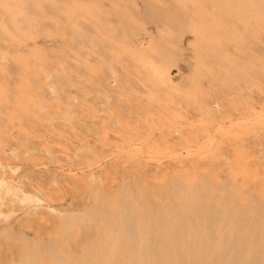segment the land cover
Returning <instances> with one entry per match:
<instances>
[{
	"label": "rangeland",
	"instance_id": "rangeland-1",
	"mask_svg": "<svg viewBox=\"0 0 264 264\" xmlns=\"http://www.w3.org/2000/svg\"><path fill=\"white\" fill-rule=\"evenodd\" d=\"M198 185L264 264V0H0V264H184Z\"/></svg>",
	"mask_w": 264,
	"mask_h": 264
},
{
	"label": "bare ground",
	"instance_id": "bare-ground-1",
	"mask_svg": "<svg viewBox=\"0 0 264 264\" xmlns=\"http://www.w3.org/2000/svg\"><path fill=\"white\" fill-rule=\"evenodd\" d=\"M200 185H198L197 186V188H194L195 190L196 189H198L197 191H194L193 193L195 194V195H193L192 197H191V195L189 196L190 198H192L197 204H195V208L190 212V213H188V212H186V211H184V212H182L184 215H183V217L182 218H188V219H186V222L188 221V220H190V221H188L187 223H188V225H186L187 227H188V229H190V231L186 228V232H187V230L189 231V235H190V233H192L191 234V236H192V241H190V242H188L187 243V249H191L192 250V252H191V250L189 251H187L188 252V255H189V253H190V255L187 257V254L185 255L183 252V254H184V256H186L184 259H183V257H182V260H180L181 262H183L184 264H217V263H219V264H240L241 263V260L243 259V257H241V255L243 254V253H245V252H248V254H249V252H255V246L254 247H251V246H253V245H251V240H250V245L251 246H246V245H243L242 246V244H244L246 241L244 240V238H239V237H244V236H248V235H252V236H255V230H257V229H255V228H257L255 225H253V224H255V223H253V224H243L242 223V221H243V217L244 216H246L245 214H246V211L243 209V210H241L240 212H236V209H235V207H227V205H226V208H225V211L224 212H221V210L218 208L217 209V207H215L216 206V204H213L212 203V201H211V195L209 196L207 193L209 192V189H207V188H205L204 187V191H203V193L202 192H200L199 190L201 189H199L198 187H199ZM202 190H203V186H202ZM193 191V190H192ZM210 192H211V190H210ZM201 193V196H202V204L203 205H200V203H199V198H200V194ZM210 194H213V192H211ZM216 195H214L213 194V197H215ZM209 197H210V199H209ZM216 198H217V196H216ZM225 198V197H224ZM192 199H190V200H192ZM226 200H229V198H225ZM216 200V199H215ZM225 201V200H224ZM216 203V202H215ZM183 205V204H182ZM219 205V204H218ZM222 205V204H221ZM186 206V205H185ZM190 206H192L191 205V203H190V205H189V208H190ZM228 206H229V204H228ZM258 206V205H257ZM245 207H246V205H245ZM255 207V206H254ZM222 208V207H221ZM185 209H187V206H186V208ZM257 209H258V207H257ZM127 210V209H126ZM261 210V209H260ZM123 211V210H122ZM121 211V212H122ZM155 211V210H154ZM153 210H152V212H154ZM187 211H189L188 209H187ZM254 211H255V209H254ZM129 212V211H128ZM127 212V213H128ZM132 212V211H131ZM149 212V211H148ZM147 212V213H148ZM175 212V211H174ZM173 212V213H174ZM248 212V211H247ZM256 212H257V210H256ZM122 213H124V211L122 212ZM150 213H151V211H150ZM150 213H148V215L150 214ZM171 213H172V211H171ZM181 213V212H180ZM181 213V214H182ZM130 214H133V212L132 213H130ZM152 214V213H151ZM150 214V215H151ZM162 213H160V217L161 218H163L162 217V215H161ZM178 215H179V213H177ZM180 214V215H181ZM128 215V217H131V216H133V215H129V214H127ZM178 215H177V218H178ZM179 215V217L181 218V216ZM244 215V216H243ZM257 215H258V212H257ZM119 216H121V215H118V217ZM124 215L122 214V217H123ZM167 216V215H166ZM172 217H170V219L171 218H173V216H174V214L173 215H171ZM256 216V215H255ZM254 216V217H255ZM121 217V218H122ZM148 217H151V216H148ZM249 217V216H248ZM178 219V224H179V220H182V222L185 220H183L182 218L181 219ZM124 219H125V217H124ZM127 220L126 221H129L130 219L129 218H126ZM129 219V220H128ZM163 219H166V218H163ZM167 219H168V217H167ZM167 219H166V221H167ZM257 219H259V218H257ZM255 220H256V218H255ZM254 220V221H255ZM260 220V219H259ZM259 220H258V222H259ZM171 221H172V219H171ZM257 221V220H256ZM159 222V221H158ZM170 222V221H169ZM182 222H181V224H179L178 225V228H177V230H180L181 229V231H183L182 230V228H183V225H182ZM189 222H191V223H189ZM257 222V223H258ZM131 223L133 224V222H130L129 221V224L131 225ZM157 223V222H156ZM175 223V222H174ZM176 223H177V221H176ZM175 223V224H176ZM222 225H221V224ZM126 225H125V227H127V222L125 223ZM174 224V225H175ZM153 225V224H152ZM166 225H168V224H166ZM258 225V224H257ZM132 227H133V225H131ZM154 226V225H153ZM161 226V225H160ZM176 226V225H175ZM130 227V226H129ZM129 227H127L128 228V230L131 228H129ZM180 227V228H179ZM198 227H200V228H198ZM229 227H230V231H226V233H227V235H225V236H223V234H222V232H224L225 230H229ZM176 228H174V229H176ZM132 229V228H131ZM130 229V230H131ZM185 229V228H184ZM127 230V231H128ZM165 230V229H164ZM168 230V229H167ZM133 231V229L131 230V232ZM185 231V230H184ZM154 233H155V230L153 231ZM172 232H173V229H172ZM171 232V233H172ZM180 232V231H179ZM178 232V233H179ZM257 232H258V230H257ZM173 233H175V232H173ZM173 233H172V235H173ZM165 234V233H164ZM180 234H182V233H180ZM184 234V233H183ZM263 234V233H262ZM154 235V234H153ZM179 235V234H178ZM187 235H188V233H187ZM186 235V236H187ZM259 235V234H258ZM176 236V235H175ZM183 236V235H182ZM185 236V235H184ZM264 235H262V237H263ZM165 237V236H164ZM173 237V236H172ZM172 237H170V238H172ZM180 238H181V236H180ZM153 239V238H152ZM185 239H187L188 240V238H185ZM222 239H224V240H226V242H222ZM251 239H253V238H251ZM264 239V238H263ZM174 241V238L173 239H171V241ZM254 240V239H253ZM170 241V240H169ZM168 241V242H169ZM220 242H222V244H220ZM175 243V242H174ZM227 245H226V244ZM164 244V243H163ZM182 244H184L185 245V243H182ZM220 244V245H219ZM223 244H225V245H223ZM171 245V244H170ZM260 245V244H259ZM263 245V244H262ZM174 246H177V245H172V247H174ZM182 246V245H181ZM180 246V247H181ZM164 247V246H163ZM162 247V248H163ZM170 247V246H169ZM178 247V246H177ZM260 247V246H259ZM152 248H153V246H152ZM157 248V252H158V248L159 247H155V249ZM164 249V248H163ZM168 249V248H167ZM181 249V248H180ZM186 249V250H187ZM152 250V249H151ZM170 250V249H169ZM174 250V249H173ZM183 249H181V251H182ZM185 250V251H186ZM163 251V250H162ZM259 251H261L260 249H259ZM154 252H155V250H154ZM164 252V251H163ZM162 252V253H163ZM174 253H175V250L173 251ZM172 252V253H173ZM179 253H180V251H178ZM223 252H225V253H223ZM229 253V254H231V259L230 260H227L226 261V258H225V256H228L229 254H227L226 255V253ZM261 252H263V251H261ZM212 253H218L217 255H222L221 253H223L224 255H223V257L222 256H220V257H222V258H219L218 260H213V261H211V260H209V262H211V263H209V262H207L208 260H207V257H209L208 255H210V254H212ZM257 253V252H256ZM156 254V253H155ZM158 254H160L159 252L157 253V255ZM156 255V256H157ZM173 255V254H172ZM176 255V254H175ZM175 255L173 256V257H175ZM182 255V254H181ZM247 255V254H246ZM218 256V257H219ZM230 256V255H229ZM163 257H164V255H163ZM162 257V258H163ZM246 257V256H245ZM258 256H256V258H257ZM156 258V257H155ZM217 258V257H216ZM228 258V257H227ZM242 258V259H241ZM161 259V258H160ZM181 259V258H180ZM249 258L247 257V259H246V262H247V260H248ZM260 259V258H259ZM259 259H258V261H257V263L256 262H254L255 264H259L260 263V261H259ZM176 260H177V258H176ZM175 260V261H176ZM244 260V259H243ZM251 260H253V259H251ZM262 260V259H261ZM178 261V260H177ZM177 263V262H176ZM135 264V263H134ZM157 264H159V263H157ZM160 264H163V262L162 263H160ZM172 264H174V263H172ZM178 264V263H177ZM182 264V263H181ZM242 264H244V262L242 263ZM247 264V263H246ZM260 264H262V263H260Z\"/></svg>",
	"mask_w": 264,
	"mask_h": 264
}]
</instances>
